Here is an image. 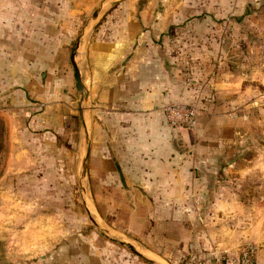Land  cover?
Wrapping results in <instances>:
<instances>
[{
	"label": "rangeland",
	"instance_id": "obj_1",
	"mask_svg": "<svg viewBox=\"0 0 264 264\" xmlns=\"http://www.w3.org/2000/svg\"><path fill=\"white\" fill-rule=\"evenodd\" d=\"M174 1L72 0L70 51L83 31L90 38L96 12L99 23L121 5L128 7L121 9L123 15L147 10V27L153 29L159 14H176ZM240 19L225 42L223 74L242 80V100L226 104L222 96L214 109L199 107L189 154L198 161L196 172L215 186L192 201L194 210L182 229L173 213L160 211L161 201L144 185L122 184L112 161L101 159L92 105L87 98L81 106L71 64L69 85L61 68L54 74L56 100L49 105L42 84L46 72L44 78L37 75L36 86L6 90L14 100L0 104V264H12L6 259L13 242L32 251L50 239L72 264H150L109 237L145 254L143 248L160 264H230L231 252V263L241 264L240 251L247 245L255 248V264L264 256V0H242ZM83 51L74 59L81 71ZM82 84L87 92V83ZM81 112L89 137L86 171ZM243 225L250 226L244 242ZM230 238L237 241L231 252Z\"/></svg>",
	"mask_w": 264,
	"mask_h": 264
},
{
	"label": "crops",
	"instance_id": "obj_2",
	"mask_svg": "<svg viewBox=\"0 0 264 264\" xmlns=\"http://www.w3.org/2000/svg\"><path fill=\"white\" fill-rule=\"evenodd\" d=\"M173 3L176 14H159L150 29L147 10L140 16L123 15L121 9L128 7L121 2L113 14L96 24L85 43L79 37L84 51L83 70L78 69L89 89L94 135L102 139L101 159L112 161L122 184L144 185L161 201L160 211L173 213L175 225L182 229L187 213L191 216L194 210L192 201L213 192L215 185L196 172L198 161L189 154L194 152V132L169 127L164 111L172 104L214 109L222 96L226 104L242 100V80L223 74L225 42L232 37L234 26L242 24V0ZM71 9L72 0H0V104L14 100L7 96V89L36 86L37 75L44 78V72L48 105L56 100L54 74L60 68L65 84H70L71 25L75 21ZM175 137L182 140L179 149ZM248 235L250 226L243 225L242 242ZM235 241L230 238L228 242L230 252ZM12 244L5 257L12 264H72L54 248L53 239L32 251ZM256 264H264V256Z\"/></svg>",
	"mask_w": 264,
	"mask_h": 264
},
{
	"label": "built area",
	"instance_id": "obj_3",
	"mask_svg": "<svg viewBox=\"0 0 264 264\" xmlns=\"http://www.w3.org/2000/svg\"><path fill=\"white\" fill-rule=\"evenodd\" d=\"M166 124L173 129L195 130L197 128L200 109L192 104H172L165 108ZM241 264H255V248L247 245L240 251Z\"/></svg>",
	"mask_w": 264,
	"mask_h": 264
},
{
	"label": "water",
	"instance_id": "obj_4",
	"mask_svg": "<svg viewBox=\"0 0 264 264\" xmlns=\"http://www.w3.org/2000/svg\"><path fill=\"white\" fill-rule=\"evenodd\" d=\"M118 2H115L112 6H114L115 4H117ZM98 12H96L93 17H92V24H91V28H90V33L93 32L96 24H97V20H98ZM91 22V21H90ZM87 38H88V35L86 36L85 35V32L83 31L82 35H81V42L82 43H85L87 41ZM78 49H80V43L78 42L74 48V50L72 51L71 55H70V63H71V66H72V69H73V78H74V82H75V87L76 89L81 93V106L84 102H86L88 96H87V92H86V89L84 88L83 84H82V79H81V75H80V71L78 69V66L76 65L74 59H75V53L76 51H78ZM80 117H81V125H82V128L85 132V137H86V142H87V147H86V157H84V169L86 171V164H87V161H88V154H89V137H88V133H87V127H86V122H85V119H84V114L83 112H81L80 114ZM182 143V140L181 139H178L177 137L174 138V145L177 149H179V144ZM105 235L107 237H109V233L105 231ZM109 239H111L113 242L119 244L120 246H123L125 248H127L131 253L137 255L138 257H140L141 259H143L144 261L150 263V264H160L158 263L155 259L153 258H150V257H147L143 254H141L137 249L136 247L131 244V243H127V242H124V241H118L114 238H111L109 237Z\"/></svg>",
	"mask_w": 264,
	"mask_h": 264
},
{
	"label": "bare ground",
	"instance_id": "obj_5",
	"mask_svg": "<svg viewBox=\"0 0 264 264\" xmlns=\"http://www.w3.org/2000/svg\"><path fill=\"white\" fill-rule=\"evenodd\" d=\"M88 207H90L89 208V210L91 211V205H88ZM97 220V219H96ZM136 247V246H135ZM137 250H138V248H136ZM139 251V250H138ZM140 252V251H139ZM141 254H143L142 252H140ZM143 255H145V254H143ZM145 256H147V255H145ZM147 257H150V256H147ZM151 258V257H150Z\"/></svg>",
	"mask_w": 264,
	"mask_h": 264
}]
</instances>
